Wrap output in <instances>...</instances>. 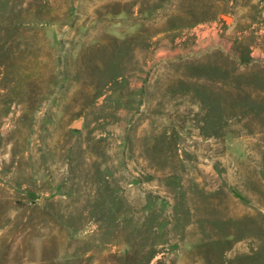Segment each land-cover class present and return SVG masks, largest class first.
<instances>
[{"label":"rangeland","instance_id":"1","mask_svg":"<svg viewBox=\"0 0 264 264\" xmlns=\"http://www.w3.org/2000/svg\"><path fill=\"white\" fill-rule=\"evenodd\" d=\"M233 4L0 0V264H264V15Z\"/></svg>","mask_w":264,"mask_h":264},{"label":"crops","instance_id":"2","mask_svg":"<svg viewBox=\"0 0 264 264\" xmlns=\"http://www.w3.org/2000/svg\"><path fill=\"white\" fill-rule=\"evenodd\" d=\"M234 19L242 17L250 10L256 12L257 16L264 15V0H233Z\"/></svg>","mask_w":264,"mask_h":264},{"label":"built area","instance_id":"3","mask_svg":"<svg viewBox=\"0 0 264 264\" xmlns=\"http://www.w3.org/2000/svg\"><path fill=\"white\" fill-rule=\"evenodd\" d=\"M221 25L215 22L199 24L193 28V32L196 36H200L202 39H207L216 33H221Z\"/></svg>","mask_w":264,"mask_h":264},{"label":"water","instance_id":"4","mask_svg":"<svg viewBox=\"0 0 264 264\" xmlns=\"http://www.w3.org/2000/svg\"><path fill=\"white\" fill-rule=\"evenodd\" d=\"M224 20L226 21V22H228L229 20H226L225 18H224ZM79 127V123H76L75 125H74V128H78Z\"/></svg>","mask_w":264,"mask_h":264},{"label":"bare ground","instance_id":"5","mask_svg":"<svg viewBox=\"0 0 264 264\" xmlns=\"http://www.w3.org/2000/svg\"><path fill=\"white\" fill-rule=\"evenodd\" d=\"M226 20H228L227 18H225Z\"/></svg>","mask_w":264,"mask_h":264}]
</instances>
